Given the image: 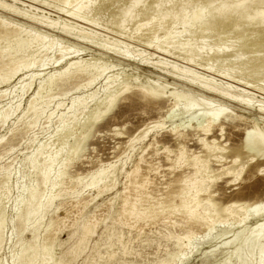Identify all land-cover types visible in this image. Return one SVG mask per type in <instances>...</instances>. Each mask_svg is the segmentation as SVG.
<instances>
[{
	"label": "rangeland",
	"instance_id": "obj_1",
	"mask_svg": "<svg viewBox=\"0 0 264 264\" xmlns=\"http://www.w3.org/2000/svg\"><path fill=\"white\" fill-rule=\"evenodd\" d=\"M170 1L171 2H168V0H142V8L140 6V8L138 7V10L136 8L137 11L135 10L134 14L137 16L139 14V16L134 19L132 18V20H130L131 18L128 16L125 19L126 21L123 23V25H121L122 27L118 25V21L122 17L121 14L123 8H127L128 5H130L131 0H97L96 5L92 9V13L90 12L91 17L94 19L97 18L95 20L97 21V26H93V24L77 22L76 20L72 19L69 20V18L65 16L66 14H63V12L60 11L62 8L61 6H63L60 0L20 1L21 4L19 7H22L26 10L31 9L30 5L39 8L40 11H33V9H31L34 13L36 12L35 14H44L47 17L54 19L60 18V21L63 18H67V20L71 22L73 21L72 26H76H73V30H77L76 32H80L83 28L84 31L87 30L86 32H91V37L84 40L81 38L77 39V36H74L71 33H63L59 29H48V27L45 28V26L40 23H32V21L21 19L14 14L4 12L3 10L1 11L0 9L1 16H4L9 20H20V23L24 24L22 26L24 30L26 29L25 32H32V34H35L36 36L41 33L38 35V37L45 38L46 40V43L44 42L43 45H39V42H36L37 44L34 43L35 46L32 45V48L28 49L29 51L31 50L30 54L29 52L26 53V57H28L26 60L33 59L35 63L38 62L36 63V66H34L35 68H31L32 70H22L8 83L5 85H0V91L6 92L5 96L0 98V115L1 111L3 112L5 110H11L9 116L4 121L0 122V138H3L4 141V145L0 146V217L3 218V227L0 231L1 263L25 264L24 255L30 253L31 255L33 254L32 256L36 259V263L34 264H44V261L47 264L56 261H58L56 262L58 264H129L126 262H130V259L132 264H154V262L159 261V259L161 260L163 258H167V254L169 252H176L177 256L174 257L175 259L177 258L174 260L176 264H264V212L258 215L254 214L256 205H259L258 208H264V171H258L259 164L264 166V154L259 157V164L254 162L246 167L237 182L229 184L228 181L232 179V177L224 175L221 179L211 183L212 187L210 188V191H212L217 201L222 202L224 205L232 201H250L251 203L257 201V204L252 203L254 205L249 206L247 210L244 211L245 213L243 214L247 213L246 216H249L247 220H244L242 222L243 224H238L235 219L230 217V220L227 224H223L218 221L214 223L211 229H206V227L199 225L192 226L196 236H193V242L191 241L190 243H187V248L186 246L184 247V250H186L185 253L182 251L178 254L180 250H177V247L175 246V238H173L172 235H169V237H172L173 239L166 238L168 231H172L175 235L184 231V225L186 223L184 220H182L184 219L182 218L184 215L180 212L173 213L172 215H165V218L159 217L157 220L155 219L156 222L154 219H148L143 222L139 221L134 224L131 222L132 226L121 224V221L128 220V217L125 214V216L122 214V219L121 214H115L114 217L110 218L108 217V215L112 212V205L115 202L112 199L117 193H121L123 190L126 191V188L129 187L130 180L127 178L126 173L130 169H133L137 159L142 154L141 147L143 145V141V143H146L154 136H157L158 139H163V145L169 146L173 150H177L175 140L176 137L173 136L171 132H169L171 129L174 130L175 128V131L186 133L188 136L186 139V149L188 155L192 153H200L202 148L198 141V136L201 138L203 137V134L202 132H199L201 128L198 126L197 122H202V120L207 118L209 120L211 113L217 111V109H219V105H221V108L223 106L222 109H229V112H233L239 117L241 116V119L238 118L235 121H226L223 134H221L219 130V125L216 122H213V131L207 136V139L210 141L212 139H216L221 143L227 144L228 146H235L242 140H245L247 134H249V137H251V141H253L256 134H264V113L259 111L260 108L262 109L264 107V90L259 89L260 87L252 89L243 88V86H238V84L233 82L234 78L229 79L226 76L223 77V75L219 74L220 71H225L227 73L230 71V74H233V76L235 75V77L243 78L246 81L248 80L247 82H251L254 85L257 84L261 87L263 85L264 87V69L256 68L258 66L255 64L256 61L254 60V63H248L247 66L246 63L251 61H247L248 58L245 57H252L256 54L253 52V48H255L254 50L261 51L264 49H259L256 45L257 40H264V24H260L258 21V23L255 22L251 24L248 21L249 19L247 20L244 18L247 17L248 14H252L256 9L260 8L259 6L263 7L264 0H222V2L221 0ZM208 1H210L211 4L209 6L206 4ZM240 2H242L244 5L246 4L247 6L242 5V7L238 8V10H235V8L234 10H231L229 7L230 9H228L230 10V14L222 16V13H219L220 16L217 14V16L211 18V21L208 25L212 31L208 32V34L206 33L209 40L206 37L203 38V40H206L205 43L209 41L208 43L210 45L214 44V42L217 45V39L220 36L230 34L227 39L223 41L224 44L222 43V45L225 47L231 43L233 44V47L235 46V50L239 49L237 52L240 53L242 51L243 59L241 60H239V58L236 59V57H234L235 53L233 52L229 54L231 56H225L226 59L225 57H222L216 60H210L207 58L209 54H205L207 53L205 52L202 53L203 55H199L197 58L195 57L196 63L189 62L185 59V57L188 58V56L184 54L181 56L176 54V56L156 52L155 44L158 42L157 40H154L152 45L148 43L152 35L157 34L160 40L165 38L164 34L171 24L170 19L167 18L168 20L166 19L164 21L163 19L160 20L159 18L160 12H163L168 8L170 9V7L173 8V11H180L182 7H184L183 10L187 9V13L190 15L192 12L191 9H194L197 4H206L208 7L205 6V11L208 12L211 9L212 11H216L214 10L216 8L222 9L221 6L223 9H225L224 3L225 5L227 4V6H233ZM242 9L244 12L249 13H244ZM184 12L186 13V11ZM153 15L158 18L156 20L154 19L147 21L143 19L147 18L148 16L152 17ZM180 20L181 21H176L177 23H174L176 26L175 30L173 28L172 31L174 37H176L175 35L177 34L181 35L179 32L183 31L184 25L182 23V19ZM99 22L101 26L98 24ZM98 25L100 27H98ZM195 26L196 25L194 24L191 25L190 27L192 28L189 27L190 31H185L186 33L184 32L183 35H195L199 38L198 40L200 42V35H202V32ZM121 31L126 32L124 35H131V38L129 36H119L123 35L120 34L122 33ZM133 35L136 36L134 37ZM116 38L123 42L118 43L120 44L118 47L119 49L117 48L116 50L119 52L116 54L114 52H108L104 48L102 49V47H100L101 43H112V41H114ZM1 41L0 43L2 46H5L6 43L7 45L12 43L10 40ZM263 42H261V45ZM215 44L212 46L216 47ZM262 46L264 47V43ZM75 47L77 52L81 53L80 55L77 53L79 57L81 56L83 60L87 59L84 61L87 65H90L94 61H96L95 63H97V66L106 64L105 66L108 67L105 72L106 74H103L101 76L102 78H98L91 85V87H81L77 90L75 85L77 83L83 82L84 79V77H78L71 79L63 86H58L55 84L48 88L45 83L48 80L47 78L49 75L54 73V67L52 64L55 65L57 60H59V49L67 48L69 52L75 53ZM127 47L131 54L134 52L131 55L132 57L121 54V52L127 50ZM137 51L141 52V55H138L137 53L139 52ZM263 53V51L262 54L259 52L260 55H263ZM159 59H162L163 61L165 60L166 63H171L167 64L168 67H171L173 64L177 67H182V69L184 68L190 70L191 75L200 76L206 80L213 79L212 81L216 82L219 86H235H230L231 89L234 88L233 91L235 92H239L240 89H246L249 91L248 97L250 96L249 100H251L252 103L250 102V105H245V107L243 104L230 102L229 100L218 95H214L211 92H205L206 90L202 88L200 89L198 85L186 82L179 77L177 78L172 74L165 72L166 69H160L152 65L156 60ZM40 60H42V62ZM243 60L245 61V65L241 63V61L244 63ZM61 63L62 65H65L66 61ZM42 64H46V66H41ZM205 65H207L208 68ZM55 69L57 70L58 68ZM30 73L35 76L37 73L38 74L36 77L33 76L32 78ZM115 74L117 75V77L115 76L116 79L108 80V78L111 76V78H114L113 75ZM21 80L23 81L24 85L28 82H31V85L28 86V89H23L25 87L23 84H21ZM127 80H132L129 82L133 83V87L135 88H138L139 86H145L159 93L161 91L160 94L163 95L161 96V101H159V103H156L155 101H148L139 98V96L135 93L127 92V94L123 95V97L128 95L127 98H123L121 96L118 99L115 108H113L105 117H103L102 120L98 122L97 125L93 126L92 128L90 117L94 110L97 109L101 101L106 97V86L110 84V87L113 88H110L111 91H114L115 88L118 89V86L120 88L124 82H128ZM111 81L113 83H110ZM42 84L45 86L44 91L42 88L41 93H43V96L40 101L45 104L41 103L42 105L39 104L37 108L44 109V112H41L39 117L36 118L37 120L35 119L34 122H31L30 119H33V111H28V101L32 95L37 92L39 86ZM160 85L163 86V88ZM85 91L87 93L90 91H96L97 96L93 100L90 98L91 100H88L89 103L85 108L78 107L75 110H68L67 107L71 105V100ZM171 93L178 94V103L174 107L173 96ZM52 97L53 99H51ZM50 100L52 101L49 102ZM57 103H61L63 105L58 106ZM211 103L212 106L214 105V108L216 107V110L211 109L208 112V108L210 109L212 107ZM251 104L254 106V108ZM254 104H259L260 108L258 109V105L255 106ZM44 105H48L47 108H43ZM157 121H162L164 123L163 128L160 127V129L155 126ZM29 122H31V125L28 124ZM159 130L161 132H159ZM86 131H89V133H86ZM139 134H143L141 139H138L134 146H130L128 143L129 139L132 137H137ZM84 135L86 138L83 140ZM157 148L159 147L153 146L147 149L145 151L146 153H143L146 157V160L153 161L157 167V172L152 173L153 175H151V183L146 188V191L149 192L154 200H158V198H164L165 195L163 194H165V191H167V184L165 183L176 173H179L184 169L186 170L185 165H183L185 168H181V170L178 169V171L175 169L176 171L173 172V169L171 170L169 167L170 162L166 160L165 154L168 153L161 148L160 150ZM161 150H163V152ZM262 150L263 148L254 149L255 152L260 151L263 153L264 151ZM54 152L56 155H53L55 154ZM50 155L55 157L51 159ZM32 158L34 160H32ZM256 158H258V156H256ZM53 160L57 163H54ZM231 160L232 158L228 157L227 161ZM63 163H65V165H63ZM8 165H11V168L13 169V172L9 175V177L1 174V172ZM109 165L113 166V169L110 168V171H108L110 176L107 179L100 181V187L108 186L107 191L99 196H95V190L91 191V189L89 190L88 187H83L82 181H87L90 178V175L96 172L102 166ZM218 166L219 164L212 160L210 164V170H214L218 168ZM2 167H4V169ZM35 167L38 168L35 169ZM47 167L49 169V173L51 172V174H49L50 178L45 180L44 171L48 172ZM114 169L119 170L114 172ZM61 172L62 176L59 174V176H61L59 177L58 173ZM58 178L59 180H57ZM53 181H55L57 185ZM54 193L58 195L53 199V201L50 202V204L48 203L45 207L40 208L41 210L39 209L37 212L36 210L39 207V204L46 198L45 196L53 195ZM243 216L245 217V215ZM260 217L263 220L258 221ZM39 219H41V221ZM33 222H39V230L37 233L33 234L34 236L32 235V231L36 223L34 224ZM257 223L262 225H257ZM84 224H91L93 226V237L90 236L89 239L84 241V244L78 246L79 234H76L77 236L74 235L76 232H74V230L77 229V226ZM48 225L50 226V229L46 232L45 227ZM253 227L256 228L254 231H252L254 229ZM111 231H113V233ZM117 236H123V240L126 238L124 240L126 242V247H128V249L133 248L131 250L133 255L127 249L128 252H130V255L127 254L128 257H126V255L123 256V258L121 257L122 254L118 252L119 250L115 249L118 248L116 246H119V242H117L118 238L115 239ZM21 240L23 241L21 242ZM148 240L152 243L148 242ZM52 242L58 244L50 247L48 250H45V247L50 246ZM23 245L25 248L33 245L34 248L28 250V253L26 252V254L24 253L23 255L20 251V246ZM108 245H110L109 248L112 246L115 247L114 249L112 247L113 251L116 252L115 256L112 258L109 256V253L112 252V249H108ZM76 250H78V253ZM99 251H101L100 253L102 254H100ZM77 254L79 255L77 256ZM116 254L118 255L116 256ZM15 255H20L18 257L20 260H18ZM14 258H17V261ZM94 258L97 260H94Z\"/></svg>",
	"mask_w": 264,
	"mask_h": 264
},
{
	"label": "bare ground",
	"instance_id": "obj_2",
	"mask_svg": "<svg viewBox=\"0 0 264 264\" xmlns=\"http://www.w3.org/2000/svg\"><path fill=\"white\" fill-rule=\"evenodd\" d=\"M21 0H0V9L1 11L3 10L4 12H8L11 14H14L18 17H20L21 19L24 20H29L35 22L36 24L40 23L42 25L45 26V28L48 27V29L52 28V29H59L61 32L63 33H68V34H72L74 36H77V39L81 38L82 40L91 37L90 33L84 31V28L81 31L84 32H76L74 31V27L76 26H72V22L69 20H76L77 22H82V23H86V24H93L97 26V21H95L96 19H94L93 17L90 16V12L92 13V9L93 7L96 5L97 0H60L63 4V6H61L62 8L60 9V11L63 12V14L65 13L66 17L69 18V20L66 19H62L60 21L59 19H54V18H50L47 17L44 14L37 13L35 14L33 11L35 10H39V8L34 7L32 5H30L31 9H33V11L31 9L26 10L22 7H19V5L21 4L20 2ZM35 1V0H34ZM99 1V0H98ZM102 1V0H101ZM112 1V0H111ZM130 1V0H129ZM144 1V0H143ZM191 1V0H190ZM211 1V0H210ZM210 1H208V3H206L208 6L211 5ZM226 1V0H225ZM238 1V0H237ZM240 1V0H239ZM243 1V0H242ZM246 1V0H245ZM254 1V0H253ZM262 1V0H261ZM260 1V2H261ZM23 2V1H22ZM33 2V1H32ZM40 2V1H39ZM168 2H171L170 0H168ZM202 2V1H201ZM222 2V0H221ZM233 2V1H232ZM142 0H131L130 5H128L127 8H123L122 11V17L119 19L118 21V25L121 26L123 25V23L126 21L125 19L129 16V18H131L130 20H132V18H137L139 16L134 15L135 14V10L142 4ZM234 3V2H233ZM245 3V2H244ZM248 3V2H247ZM25 4V3H24ZM41 4V3H40ZM163 4V3H162ZM204 4V3H203ZM202 5V4H197L194 9H191V14L189 15L186 10H183L184 7H182V9L180 11H173V8L170 7V9L168 8L167 10L160 12V20H166L167 18L170 19V26L168 27V29L166 30L165 34H164V39L160 40L158 38V35H152L151 39L148 41V43L150 45H152V43H154V40H157L158 42L155 44L156 46V52H161L163 54H171V55H176L179 54L180 56L182 54L188 56L185 57V59L189 62H195L196 63V59L197 56L199 57V55H203L202 53L205 54H209L207 56L208 59H219V58H224L225 56H228L231 52L235 53L234 57L239 58V60L243 59V53L242 51L239 53L237 52L238 50H235V46L233 47V44L230 43V45H226L225 47H223L222 43L225 39H227V37L230 35H222L220 36L217 41L218 44L216 45L215 42L214 44L216 45V47H213L214 44L210 45L208 42L205 43L206 40H203V38H207V34L208 32L212 31L210 30V26L208 25L209 22L211 21L212 17L217 16V14L220 16L219 13H222L221 15L225 16L230 14V8L231 10H235L240 7L243 6H247L246 4L244 5L242 2L237 3L233 6H227V4L225 5L224 3V7L225 9H223V7L221 6L222 9L220 8H216L214 10L216 11H212V9L210 11H205V6L208 7L207 5ZM263 4V2H262ZM39 5V4H38ZM43 5V4H41ZM40 5V6H41ZM115 5V4H114ZM183 5V4H182ZM231 5V4H230ZM49 7V6H48ZM139 7V8H140ZM164 7V6H163ZM230 7V8H229ZM260 8L256 9L252 14H248L246 12L247 17L246 18L251 24L252 23H260V24H264V6ZM142 8V7H141ZM229 8V9H228ZM233 8V9H232ZM245 8V7H244ZM257 8V7H256ZM161 9V8H160ZM166 9V8H165ZM180 9V8H179ZM246 9V8H245ZM31 10V11H30ZM58 10V9H56ZM136 10V11H137ZM162 10V9H161ZM172 10V11H171ZM40 11V10H39ZM149 11V10H148ZM159 11V10H158ZM186 11V13L184 12ZM61 12V13H62ZM207 12V13H206ZM242 12V14H243ZM42 13V12H41ZM140 13V12H139ZM234 13V12H233ZM232 13V14H233ZM241 13V12H240ZM244 14V15H246ZM93 15V14H92ZM118 17V16H117ZM232 17V16H231ZM240 17V16H239ZM17 18V17H16ZM62 18V17H61ZM128 18V19H129ZM158 17L156 16H148L147 18H143L145 21L147 20H156ZM12 19V18H10ZM127 19V20H128ZM180 19H182V23L184 25L183 27V31L179 32L181 35L177 34L175 35L176 37L173 36V28L175 30L176 26H175V22L176 21H181ZM215 19V18H213ZM221 19V18H220ZM219 19V20H220ZM227 19V18H226ZM237 19V18H236ZM168 20V19H167ZM241 20V19H240ZM140 21V20H139ZM138 21V22H139ZM258 21V22H257ZM20 20H9L7 18H5L4 16L0 15V41H4V40H10V42H12L11 44L2 46L0 43V85L2 84H6L8 83L11 79H13L15 76H17L19 74L20 71L28 69V70H32L33 68H35L34 66H36V63L38 62H34L33 59L30 60H26V53L30 51L28 49L32 48L31 46L35 44H37L38 42L40 43L39 45H43L44 42L46 41L45 38H41L38 37L35 34L28 33L27 31L25 32V30L23 29L24 24L20 23ZM141 22V21H140ZM151 22V21H150ZM221 22V21H220ZM117 23V22H116ZM177 23V22H176ZM181 23V22H180ZM100 24V22L98 23ZM149 24V21H148ZM146 24V25H148ZM196 25L195 27H197V29H199L202 33V35H200V42H199V38L195 35H183V33L186 31H190L189 27L191 25ZM236 24V23H235ZM28 25V24H27ZM80 25V24H79ZM177 25V24H176ZM238 25V24H237ZM92 26V25H90ZM101 26V24H100ZM98 25V27H100ZM145 26V25H142ZM141 26V27H142ZM163 26V25H162ZM250 26V25H249ZM25 27V26H24ZM43 27V26H42ZM79 27V26H77ZM82 27V26H80ZM122 27V26H121ZM140 27V26H138ZM239 27V26H238ZM125 28V27H124ZM137 28V27H136ZM135 28V29H136ZM192 28V27H190ZM196 29V28H195ZM29 30V29H27ZM80 30V29H79ZM140 31V30H139ZM151 31V30H150ZM37 32V31H36ZM76 32V33H74ZM123 35H119V36H129L131 38V35H124L126 32L121 31ZM138 32V31H137ZM163 32V31H162ZM185 32V33H186ZM193 32V31H191ZM35 33V31H34ZM207 33V34H206ZM37 34V33H36ZM210 34V33H209ZM67 35V34H66ZM95 35V34H94ZM93 35V36H94ZM42 36V35H41ZM134 36V35H133ZM132 36V37H133ZM136 36V35H135ZM134 36V37H135ZM139 36V35H138ZM137 36V37H138ZM235 36V35H234ZM45 37V36H43ZM96 37V36H94ZM197 37V38H196ZM209 37V36H208ZM246 37V36H245ZM139 38V37H138ZM145 38V37H144ZM54 39V38H53ZM109 39V38H108ZM208 39V38H207ZM48 40V38H47ZM203 42H202V41ZM209 40V39H208ZM255 40V39H254ZM1 41V42H2ZM104 41V40H103ZM216 41V40H214ZM238 41V40H237ZM241 41V40H240ZM264 40H257L256 45L258 46L259 49L264 48L263 42ZM37 42V43H36ZM51 42V41H50ZM88 42V41H87ZM211 42V41H210ZM261 42L262 45H261ZM46 43V42H45ZM56 43V42H55ZM105 43V42H104ZM118 43H123L121 42L119 39H114V41H112V43L107 42L106 44L101 43L102 49L104 48L105 50H107L108 52H114L115 54L117 52H119L118 50H116L120 44ZM49 44V43H47ZM46 44V45H47ZM52 44V43H51ZM100 44V43H99ZM103 44V45H102ZM172 44V46H171ZM224 44V43H223ZM238 44V43H237ZM50 45V44H49ZM35 46V45H34ZM33 46V47H34ZM75 46V45H74ZM130 46V45H129ZM174 46V47H173ZM38 47V46H37ZM45 47V45H44ZM53 47V46H52ZM126 47V46H125ZM150 47V46H149ZM172 47V48H171ZM43 48V47H42ZM41 48V49H42ZM47 48V47H46ZM81 48V47H80ZM247 48V47H246ZM50 49V48H49ZM57 49V48H56ZM71 49V48H70ZM119 49V48H118ZM255 48H253V52L256 53L255 55H253L252 57L249 56H245L247 57V61H251V62H247V66L248 63H254V61H256V65L258 67V69H264V53L262 54V51L264 52V49L261 50H254ZM76 52L72 53L69 52L67 48H60V57L59 60H57V63L55 65L52 64V66L54 67V73H52L51 75H49V77L47 78L48 80L46 81L45 85H47L48 88L52 87L53 85H61L63 86L64 84H67L68 81H70L73 78H80V77H84L83 82L81 83H77L75 85V88L78 90L81 87L85 88V87H91V85L98 79L100 78L103 74H106V70H107V66L105 65H99L97 66L95 63L96 61H94L93 65H87L84 61H86L87 59H82V57L80 58L79 55L81 53L77 52V49L75 47ZM80 50V49H79ZM104 51V50H103ZM106 51V52H107ZM244 51V50H243ZM125 52V53H124ZM121 52V54L130 57L132 54L130 53V51L127 50ZM139 52V51H137ZM143 52V51H142ZM154 52V53H156ZM260 52V54H259ZM34 53V52H33ZM32 53V54H33ZM79 55H78V54ZM83 53V52H82ZM136 53V52H135ZM120 54V53H119ZM138 55H141V52L137 53ZM147 54V53H146ZM145 55V54H144ZM233 55V54H232ZM31 56V55H30ZM177 56V55H176ZM231 56V55H229ZM55 57V56H54ZM132 57V56H131ZM179 57V56H178ZM33 58V56H32ZM230 58V57H229ZM83 61H82V60ZM226 59V57H225ZM235 59V60H236ZM51 60V59H50ZM49 60V61H50ZM64 60V61H63ZM140 60V59H139ZM238 60V61H239ZM254 60V61H253ZM37 61V60H35ZM42 62V60H40ZM65 65H62L61 62H65ZM233 61V60H232ZM244 61V60H243ZM150 62V61H149ZM188 62V63H189ZM88 63V62H87ZM99 63V61H98ZM103 63V62H102ZM154 63V62H153ZM242 64L245 65V61L244 63L241 61ZM48 64V63H47ZM50 64V63H49ZM113 64V63H112ZM152 64V63H151ZM167 64H171V63H166V61L159 59L156 60L154 64L155 67L160 68V69H166L165 72H168L170 74H172L175 77H179L183 80H185L186 82L198 85L200 87V89H204L206 90L205 92H211L214 95H218L224 99L229 100L230 102H234V103H238V104H243L245 105H250L251 100H249L250 96L248 97V93L249 91L246 90L247 88H258L261 90H264V87L262 85L258 86L257 84L254 85L251 82H247L246 80H244L243 78H239V77H235V75L233 76V74H230L227 72H219V74L223 75V77H227V78H234L233 82L238 84V86H243V88L246 89H240L239 92H235L233 91V89H231V87H235V86H219L216 82L212 81V80H206L203 77L200 76H194L191 75L190 70L187 69H182V67L180 68L179 66L177 67L176 65H171V67H168ZM191 64V63H189ZM150 65V66H152ZM237 65V64H236ZM241 65V64H240ZM41 66H46V64H42ZM105 66V67H104ZM109 66V64H108ZM112 66V65H111ZM153 66V67H154ZM170 66V65H169ZM188 66V65H187ZM207 66V65H205ZM242 66V65H241ZM100 67V68H99ZM102 67V68H101ZM110 67V66H109ZM154 67V68H155ZM212 67V66H211ZM32 68V69H31ZM55 68H58L57 70ZM113 68V67H112ZM188 68V67H187ZM190 68V67H189ZM208 68V66H207ZM210 68V67H209ZM255 68V70H256ZM236 69V68H235ZM244 69V68H243ZM110 70V69H109ZM208 70V69H207ZM233 70V69H232ZM45 71V70H44ZM164 71V70H163ZM210 71V70H209ZM247 71V70H246ZM249 71V70H248ZM39 72V71H38ZM192 72V71H191ZM32 73V72H31ZM30 73V74H31ZM40 73V72H39ZM233 73V72H232ZM256 73V72H255ZM33 74V73H32ZM31 74V75H32ZM35 74V73H34ZM38 74V73H37ZM36 74V76H37ZM254 74V73H253ZM26 75V74H25ZM45 75V74H44ZM30 76V75H29ZM32 75L31 77L33 78ZM35 76V77H36ZM114 78L109 77V79H116L115 76L117 77V75H113ZM119 76V74H118ZM137 76V75H135ZM23 77V76H22ZM30 77V78H31ZM139 77V76H138ZM31 78V79H32ZM41 78V77H40ZM43 78V77H42ZM102 78V77H101ZM21 79V78H20ZM19 79V81H20ZM24 79V78H23ZM137 79V78H136ZM211 79V78H210ZM22 81V80H21ZM32 81V80H30ZM106 81V80H105ZM128 81V80H127ZM132 81V80H129ZM124 82L120 88L118 86V89L115 88L114 91L111 89L110 84H108L105 88V93H106V97L101 101V103L99 104V106L97 107L96 110H94V112L91 114L90 117V122L93 126L97 125L98 122L100 120L103 119V117H105L113 108H115L118 99L123 95L127 94V92H132L135 93L136 95L139 96V98L141 99H145L148 101H155L156 103H159V101H161L163 95H161V91L156 92L153 89H149L145 86H139L138 88L133 87L134 84L131 82ZM26 82V81H25ZM108 82V81H107ZM150 82V81H149ZM152 82V81H151ZM214 82V83H213ZM110 83H113L112 81ZM21 84H23V81L21 82ZM41 84V83H39ZM152 84V83H150ZM160 84V83H159ZM24 85V84H23ZM31 85V82H28L24 85L25 88L23 89H28V86ZM45 85H41L39 86L37 92L32 95V97L29 99L28 101V111L32 110V114H33V119H30L31 122H34L35 119L37 117H39V115L41 114V112H44V109H38L37 106L43 102L40 101V99H42V88L44 91V86ZM159 86V85H158ZM161 86V85H160ZM167 86V85H166ZM231 86V87H230ZM163 88V86H161ZM159 87V88H161ZM111 88V89H110ZM176 88V87H175ZM117 89V90H116ZM169 89V88H168ZM237 89V88H236ZM91 90V89H90ZM178 91V90H177ZM193 91V90H192ZM248 91V92H247ZM163 92V91H162ZM80 93V92H79ZM6 94L5 91H0V98L4 97ZM164 94V93H163ZM185 94V92H184ZM171 95L173 96V107L177 105L178 103V94L177 93H171ZM186 95V94H185ZM191 95V93H190ZM97 96V92L96 91H90V92H83L79 95H77L76 97L73 98V100H71V105L67 107L68 110H75L78 107L80 108H85L88 105V100L91 98L92 100L95 99V97ZM128 95L124 96L123 98H127ZM261 96V95H260ZM16 97V96H15ZM192 98V97H191ZM50 99V98H49ZM53 99V97L51 98ZM90 99V100H91ZM200 99V98H199ZM48 101V100H47ZM52 100H50L49 102H51ZM253 101V100H252ZM147 102V101H146ZM198 102V101H197ZM212 102V101H211ZM223 102V101H222ZM199 103V102H198ZM252 103V102H251ZM45 104V103H43ZM47 104V103H46ZM58 106H62L63 104L61 103H57ZM56 104V105H57ZM208 104V103H207ZM18 105V104H17ZM21 105V104H20ZM42 105V104H41ZM49 105V103H48ZM48 105H44L43 108H47ZM227 105V104H226ZM252 105V104H251ZM255 105V104H254ZM258 105V109L260 108L259 104ZM255 105V106H256ZM263 105V104H262ZM212 106V103H211ZM218 106V105H217ZM253 106V105H252ZM246 107V106H245ZM20 108V106H19ZM41 108V106H40ZM193 108V106H192ZM214 105L209 109L208 108V112L209 110H216V107L214 108ZM219 109H217V111H214L211 113V116L202 120V122H197L198 126L201 128L199 132H202L203 137H199L198 136V141L201 145V152L200 153H192L189 154L187 153V149H186V139H187V134L183 133V132H177L175 131L176 129L174 128L171 129L169 132L172 133L173 136H175V140H176V147L177 150H173L171 149L169 146H165L163 145V139H158L157 136H154L153 138H151L148 142L143 143L142 142V147H141V155L140 157L137 159L136 164L134 165L133 169H130L127 173L126 176L127 178H129L130 180V184L129 187L126 188V191L123 190V192L121 193H117L115 195V197L112 199L115 202L112 205V212L108 215V217H114L115 214H121V219H122V214L126 215L128 217V220H124L125 221H121V224H127V225H131V222L137 223L139 221H145L148 219H155L157 220V218L159 217H163L165 218V215H172L173 213L176 212H180L184 215V220L185 221V225H184V231H182V233H177L176 235L173 234L172 231H168L167 237L166 238H175V246L177 247V250H180L178 252V254L180 252H184L186 250H184V247L187 245V243H190L192 241L193 236L195 235V232L193 231L192 226L194 225H199V226H204L206 227V229H211L214 225V223L216 222H220L223 224H227L229 222V218L232 217L233 219L236 220V222L239 224H241L244 220H247L246 214L244 211L247 210V208L249 206H252L254 204H257V201H254L252 204L250 201H232L226 205H224L222 202L217 201L216 197L213 195L212 191H210L211 183H213L214 181H217L219 179H221L224 175H228L230 177H232V179H230L228 181V183L232 184L237 182L243 171L246 169V167H248L250 164L252 163H257L259 164V157L261 155L264 154L261 153L260 151H254L255 148H263L262 151H264V134L258 133L254 136L253 141H251V137H249V134H247V137L245 140H242L239 144L235 145V146H228L227 144L221 143L216 139H212L211 141L209 139H207V136L213 131L214 125L213 122H216L219 125V130L221 132V134H223V131L225 130L224 126L226 121H235L236 119H241L239 116H237V114H234L233 112H229L227 109H222L221 105L218 106ZM221 108V109H220ZM225 108V106H224ZM249 108V106H248ZM254 108V106H253ZM264 108V107H263ZM260 108V112L262 111L264 113V109ZM11 109V108H10ZM17 109V108H16ZM203 109V108H202ZM196 110V109H195ZM199 110V109H198ZM77 111V110H76ZM206 111V110H204ZM255 111V110H254ZM11 110H5V111H1V115H0V122L4 121L10 114ZM211 112V111H210ZM69 113V112H68ZM207 113V112H206ZM256 113V112H255ZM12 114V113H11ZM62 115V114H61ZM186 115V114H185ZM263 115V114H262ZM247 116V115H246ZM253 116V115H252ZM262 118V117H261ZM264 118V117H263ZM73 119V117H72ZM247 119V118H246ZM37 120V119H36ZM252 120V119H251ZM263 120V119H262ZM253 121V120H252ZM256 121V120H255ZM31 122H29L28 124L31 125ZM87 123V122H86ZM256 123V122H255ZM258 123V122H257ZM262 123V122H261ZM34 124V123H33ZM163 122L162 121H157L155 126H157L158 128L162 127L163 128ZM259 124V123H258ZM263 124V123H262ZM261 124V125H262ZM193 126V125H192ZM178 128V127H177ZM262 128V126H261ZM89 129V128H88ZM161 129V128H160ZM158 132V130H157ZM159 132H161L159 130ZM86 133H89V131H86ZM144 133V132H143ZM119 134V133H118ZM159 134V133H158ZM86 135V134H85ZM84 135V138H86ZM143 134H139L137 137H132L129 139V145L130 146H134L135 142L138 141V139H141ZM156 135V134H155ZM83 136V135H82ZM5 140V139H4ZM252 142V143H251ZM79 144V143H78ZM4 145V141L3 138H0V146ZM47 145V144H46ZM79 146V145H78ZM153 146H158L160 150L163 149L165 150V152H167L168 154L166 155V160L168 162H170V168L171 170L173 169V172L176 171L175 169H180L181 168H185L183 171L181 170V172L176 173L172 178H170L165 184H167V191H165L166 193L163 194L165 195L164 198H158V200H154L153 197H151V195L149 194L148 191H146V188L149 186V184L151 183V175H153V172H157V167L155 166V164L153 163V161H147L145 155L143 154L147 149L153 147ZM43 147V146H42ZM77 147V146H76ZM68 148V147H67ZM79 148V147H77ZM140 148V147H139ZM254 148V149H253ZM62 149V148H61ZM175 149V148H174ZM48 150V149H47ZM63 150V149H62ZM163 150H161L163 152ZM61 151V150H60ZM67 151V150H66ZM158 151V150H156ZM71 152V151H70ZM74 152V149H73ZM77 152V151H76ZM75 152V153H76ZM164 152V153H165ZM203 152V153H202ZM52 153V152H50ZM55 153V152H54ZM58 153V151H57ZM60 153V152H59ZM146 153V152H145ZM202 153V154H201ZM73 154V153H72ZM173 154V156H172ZM53 155H56L53 154ZM157 155V154H156ZM48 156V155H47ZM51 156V155H50ZM49 156V157H50ZM58 156V154H57ZM56 156V157H57ZM61 156V155H60ZM59 156V157H60ZM256 156H258V158H256ZM42 157V156H41ZM55 157V156H53ZM52 156L50 157L51 159L53 158ZM228 157L232 158L231 161H227ZM35 158V157H34ZM45 158V157H44ZM49 158V159H50ZM61 158V157H60ZM70 158V157H69ZM214 158V159H213ZM48 159V160H49ZM56 159V158H54ZM32 160H34L32 158ZM57 160V159H56ZM59 160V159H58ZM215 161L216 163L219 164L218 168L214 169V170H210V164L211 161ZM36 161V160H35ZM47 161V160H46ZM50 161V160H49ZM54 161V160H53ZM227 161V162H226ZM51 162V161H50ZM226 162V163H224ZM37 163V162H36ZM48 163V162H47ZM54 163H57L54 161ZM53 163V164H54ZM67 163V162H65ZM65 163H63V165H65ZM119 163V162H118ZM43 164V163H42ZM183 165H185V167H183ZM262 164H259V168L258 171L259 172H263L264 171V166H261ZM37 166V165H36ZM54 166V165H52ZM67 166V165H66ZM65 166V167H66ZM11 165H8L5 169L4 167H2L4 170L1 172V174L8 176L13 172ZM55 167V166H54ZM113 166L109 165V166H102L100 169H98L96 172H94L93 174L90 175V178L83 182V187H88V189L91 191L95 190L96 191V195L95 196H99L102 193H104L105 191L108 190V186H103L100 187V181L103 179H107L110 176V173L108 171H110L109 169L112 168ZM115 167V166H114ZM38 167H35V169ZM53 168V167H52ZM45 169V168H44ZM43 169V170H44ZM48 169V167H47ZM64 169V168H63ZM113 169V168H112ZM117 170H113L118 171ZM170 170V169H169ZM48 172L44 171V175H45V180L50 178L51 172L49 173V169L47 170ZM62 171V170H61ZM112 171V170H111ZM112 171V172H113ZM35 172V171H34ZM59 172V171H58ZM63 172V171H62ZM61 173H58L61 175ZM65 172V171H64ZM113 172V173H114ZM56 173V172H55ZM122 173V172H121ZM171 173V172H170ZM21 174V173H20ZM112 174V173H111ZM115 174V173H114ZM174 174V173H172ZM116 175V174H115ZM52 176V175H51ZM62 176V175H61ZM59 176V177H61ZM43 178V179H44ZM54 179V178H53ZM56 179V178H55ZM59 180V178L57 179ZM56 180V181H57ZM81 180V179H80ZM83 180V179H82ZM116 180V178H115ZM63 181V180H62ZM61 181V182H62ZM55 182V181H53ZM52 182V183H53ZM60 182V181H59ZM115 182V181H114ZM50 183V182H49ZM56 183V182H55ZM54 183V185H55ZM109 183V182H108ZM6 184V183H5ZM62 184V183H61ZM78 184V183H77ZM81 184V185H82ZM104 184V183H103ZM107 184V183H106ZM57 185V183H56ZM79 185V184H78ZM152 185V184H151ZM7 186V185H6ZM9 186V185H8ZM11 186V185H10ZM31 186V185H30ZM53 186V185H52ZM112 186V185H111ZM155 186V185H154ZM56 187V186H55ZM58 187V186H57ZM60 187V186H59ZM165 187V188H166ZM6 188V187H5ZM9 189V188H8ZM7 189V190H8ZM33 189V188H32ZM35 189V188H34ZM37 189V187H36ZM55 189V188H54ZM85 189V188H83ZM10 190V189H9ZM148 190V189H147ZM155 190V189H154ZM12 191V190H11ZM33 191V190H32ZM77 191V190H76ZM6 192V191H5ZM9 192V191H8ZM58 192V191H57ZM118 192V191H117ZM32 193V192H31ZM50 193V192H49ZM74 193V192H73ZM89 193V192H88ZM3 194V193H2ZM1 194V195H2ZM11 194V193H10ZM34 194V192H33ZM32 194V195H33ZM31 195V196H32ZM58 194H53V195H48L45 196L46 198L44 199V201H42L39 204V207L37 208V212L39 211L40 208L45 207L48 203L50 204V202L53 201V199L57 196ZM74 195V194H73ZM159 195V194H158ZM34 196V195H33ZM32 196V197H33ZM93 196V195H92ZM163 197V196H162ZM6 198V197H4ZM34 198V197H33ZM79 198V197H78ZM77 198V199H78ZM97 198V197H96ZM93 199V198H92ZM32 200V199H31ZM43 200V199H42ZM64 200V199H63ZM76 200V198H75ZM94 200V199H93ZM118 201V202H116ZM4 202V201H3ZM2 202V203H3ZM36 202V201H35ZM111 202V201H110ZM29 203V202H28ZM5 204V203H4ZM66 204V203H65ZM59 205V204H58ZM3 206V205H2ZM49 207V206H48ZM259 205H256V210H255V215L261 214L262 212H264V208H258ZM109 208V207H108ZM12 209V208H11ZM28 209V208H27ZM60 209V208H58ZM41 210V209H40ZM43 210V209H42ZM30 211V210H29ZM34 213V212H33ZM42 213V212H41ZM3 214V213H2ZM7 214V213H6ZM37 214V213H36ZM62 214V213H61ZM179 214V213H178ZM100 215V214H99ZM124 215V216H125ZM176 215V214H175ZM245 215V217L243 216ZM2 216V215H1ZM181 216V215H180ZM41 217V216H40ZM38 217V218H40ZM170 217V216H169ZM252 217V216H251ZM37 218V220H38ZM30 219V218H29ZM108 219V218H107ZM31 220V219H30ZM41 221V219H39ZM259 220H263L258 219ZM51 221V220H50ZM49 221V222H50ZM180 221V220H179ZM178 221V222H179ZM94 222V221H93ZM156 222V221H155ZM163 222V221H162ZM161 222V223H162ZM254 222V221H253ZM34 223V222H33ZM32 223V224H33ZM36 223V222H35ZM34 223V224H35ZM105 223V222H104ZM175 223V222H174ZM183 223V222H182ZM262 223V222H260ZM33 224V225H34ZM52 224V223H51ZM106 224V223H105ZM143 224V223H142ZM222 224V225H223ZM237 224V225H238ZM243 224V223H242ZM263 224V223H262ZM257 223V225H262ZM29 225V224H28ZM32 225V226H33ZM161 225V224H160ZM181 225V224H180ZM31 226V225H30ZM52 226V225H51ZM172 226V224H171ZM3 227V218L0 217V231ZM50 226H46L45 227V231L47 232V230H49ZM98 227V226H96ZM95 227V228H96ZM125 227V225H124ZM165 227V226H164ZM167 227V226H166ZM256 227V225H255ZM146 228V227H145ZM183 228V227H182ZM254 228V227H253ZM118 229V227H117ZM130 229V228H129ZM169 229V228H168ZM172 229V228H171ZM256 228H254L252 231H254ZM39 230V222H37L35 224V226L33 227V231H32V235L37 233ZM93 226L90 224H84V225H79L77 226V229L74 230V235H78V240H79V245L84 244V241H86L87 239H89L90 236L93 235ZM139 230V229H138ZM251 230V229H250ZM106 231V230H105ZM108 231V230H107ZM126 231V230H125ZM134 231V230H133ZM167 231V230H166ZM175 231V230H174ZM11 232V231H10ZM50 232V231H49ZM113 233V231H111ZM153 232V231H152ZM104 233V232H102ZM144 233V232H143ZM148 233V232H147ZM167 233V232H166ZM176 233V232H174ZM248 233V232H247ZM253 233V232H252ZM1 234V233H0ZM128 234V233H127ZM141 234V233H140ZM31 235V234H30ZM76 235V236H77ZM95 235V234H94ZM97 235V234H96ZM102 235V234H101ZM118 235V234H117ZM122 235V234H121ZM124 235V234H123ZM169 235H172V237H169ZM34 236V235H33ZM72 236V235H71ZM70 236V237H71ZM126 236V235H125ZM131 236V235H130ZM196 236V235H195ZM42 237V236H41ZM93 237V236H92ZM107 237V236H106ZM123 237V236H122ZM122 237H116L115 239L118 238L119 242V246H116L118 248L113 247V249H117L119 250L118 252L122 254V258L123 256L127 254L130 255L129 253L131 252L132 254V249H128V247H126V242L122 239ZM127 237V236H126ZM172 238V239H173ZM24 239V238H23ZM28 239V238H27ZM76 239V238H75ZM102 239V238H101ZM100 239V240H101ZM145 239V238H144ZM158 239V238H157ZM162 239V238H161ZM76 240V241H78ZM130 240V239H129ZM128 240V241H129ZM150 240V239H149ZM148 240V242H150ZM187 240V241H185ZM250 240V239H249ZM23 240H21L22 242ZM55 241V240H54ZM109 241V240H108ZM112 241V240H111ZM110 241V242H111ZM115 241V242H116ZM164 241V240H163ZM72 242V241H71ZM108 242V243H110ZM130 242V241H129ZM136 242V241H135ZM134 242V243H135ZM144 242V241H143ZM154 242V240H153ZM173 242V241H172ZM193 242V241H192ZM76 243V242H75ZM99 243V242H98ZM133 243V242H132ZM152 243V242H150ZM171 243V242H170ZM23 244V243H22ZM58 244V243H56ZM54 242L51 243L50 246L45 247V250H48L50 247L56 245ZM63 244V243H62ZM90 244V243H89ZM113 244V243H110ZM115 244V243H114ZM118 244V243H116ZM142 244V242H141ZM18 245V244H17ZM61 245V244H60ZM75 245V244H74ZM95 245V244H94ZM133 245V244H132ZM131 245V246H132ZM144 245V244H143ZM151 245V244H150ZM77 246V245H76ZM75 246V247H76ZM85 246V245H84ZM92 246V245H91ZM110 245H108V249H112L109 248ZM128 246V244H127ZM134 246V245H133ZM21 249V254L24 255V253L26 254V252L28 250H31L34 248L33 245L28 246V248H25L24 245L20 246ZM81 247V246H80ZM79 247V248H80ZM99 247V245H98ZM107 247V246H105ZM141 247V246H140ZM159 247V246H158ZM37 248V247H36ZM56 248V247H55ZM77 248V247H76ZM75 248V249H76ZM78 248V249H79ZM82 248V247H81ZM80 248V249H81ZM187 248V246H186ZM74 249V250H75ZM86 249V248H85ZM109 253V256L112 258L113 256H115V251H113ZM130 252H128V250ZM51 250V249H50ZM96 250V249H95ZM109 250V251H110ZM159 250V249H158ZM176 250V251H177ZM37 251V250H36ZM78 253V250H76ZM75 251V253H76ZM81 251V250H80ZM79 251V252H80ZM87 251V250H86ZM85 251V252H86ZM89 251V250H88ZM108 251V250H107ZM174 251V250H173ZM32 252V251H31ZM74 252V251H73ZM101 251H99L100 253ZM28 253V252H27ZM48 253V252H47ZM82 253V252H81ZM84 253V252H83ZM91 253V252H90ZM118 253V254H119ZM206 253V252H205ZM102 254V253H100ZM116 254V256L118 255ZM240 254V253H239ZM256 254V253H255ZM22 255V256H23ZM33 255V254H32ZM30 253L24 255V263L25 264H34L36 263V259L32 256ZM41 255V254H40ZM70 255V254H69ZM79 254H77L78 256ZM98 255V254H97ZM120 255V254H119ZM133 255V254H132ZM16 256V255H15ZM20 256V255H19ZM19 256H16L17 258ZM52 256V255H51ZM75 256V255H74ZM75 256V257H77ZM101 256V255H100ZM140 256V255H139ZM177 256L176 252H169L167 254V258H163V259H159V261L154 262V264H176V262L174 260H176L174 257ZM185 256V255H184ZM72 257V256H71ZM89 257V256H88ZM98 257V256H97ZM96 257V258H97ZM106 257V256H105ZM109 257V259H110ZM120 257V256H119ZM17 258H14L17 261ZM37 258V257H36ZM40 258V257H39ZM52 258V257H51ZM86 258V257H85ZM84 258V259H85ZM120 258V259H122ZM125 258V257H124ZM131 258V257H129ZM77 259V258H76ZM88 259V258H87ZM104 259V258H103ZM102 259V260H103ZM128 259V258H127ZM125 259V260H127ZM14 260V261H15ZM18 260H20V258H18ZM55 260V259H54ZM94 260H97L94 258ZM108 260V259H107ZM114 260V259H113ZM124 260V259H123ZM13 261V262H14ZM15 261V262H16ZM40 261V260H39ZM42 261V260H41ZM133 261V259H132ZM58 262V261H56ZM56 262H52L50 264H58ZM69 262V261H68ZM94 262V261H93ZM123 262V261H122ZM175 262V263H174ZM253 262V261H252ZM38 263V262H37ZM95 263V262H94ZM98 263V262H97ZM110 263V262H109ZM126 263H131V259L130 262H126ZM0 264H4L1 263ZM23 264V263H22ZM44 264H47L44 261ZM49 264V263H48ZM96 264V263H95Z\"/></svg>",
	"mask_w": 264,
	"mask_h": 264
}]
</instances>
